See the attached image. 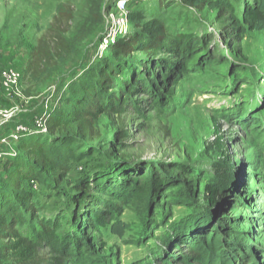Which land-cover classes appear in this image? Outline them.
Returning <instances> with one entry per match:
<instances>
[{"label": "rangeland", "instance_id": "rangeland-1", "mask_svg": "<svg viewBox=\"0 0 264 264\" xmlns=\"http://www.w3.org/2000/svg\"><path fill=\"white\" fill-rule=\"evenodd\" d=\"M115 1L0 0V71L5 67L20 71L23 93L22 99L9 101L0 87V110L9 115H0L1 134H8L18 124L31 128L36 118L61 106L69 82L106 55L107 50L101 53L98 47L111 24L109 12H116ZM230 2L241 15L244 4L254 0ZM65 4L73 9L66 34L85 28L80 34L85 37L80 41L79 55L63 66L62 73L32 80L26 72L30 52ZM128 11L143 17L138 26L129 21L128 32L133 34L157 18L172 36L184 33L203 38L202 63L175 81L171 76L165 87L169 97L161 99L158 107L149 106L150 95L138 87L132 97L142 114L131 106L121 118L100 116L92 142L96 151L72 165L59 191L42 185L33 189L35 209L24 211L18 230L30 236L45 219L55 222L53 228L59 236L79 234L80 221L73 217L71 197L75 184L85 175L93 176L121 163L132 172H141L145 165L182 167L175 172L190 182L193 190L189 194L196 199H181L182 189L176 183L151 204L132 200L120 204L117 217L127 225L123 236L113 234L110 224L98 226L91 254L83 251L82 260L74 264H131L140 260L141 264H159L157 258L165 254L169 255L167 264H176L174 256L190 259L183 244L169 249L164 244L173 235L170 224L178 221L194 225L185 241L197 237L205 259L226 264L223 254L227 253L238 262L264 264V30H247L239 36L219 21L218 12L209 5L195 7L185 0H131ZM167 56L158 54L159 58ZM129 58L138 64L147 55L136 50ZM74 70L77 72L71 74ZM109 90L118 91L116 86ZM121 119L127 135L119 139L117 124ZM116 142H123V146H115ZM14 146L3 143L0 151ZM223 164H228L231 180L226 178L216 198L209 201L206 187L218 183L217 168ZM90 234L84 231L85 237ZM212 243L215 245L209 248ZM40 254L46 264H58L55 258L61 256L46 246ZM4 264L16 262L10 258Z\"/></svg>", "mask_w": 264, "mask_h": 264}, {"label": "trees", "instance_id": "trees-1", "mask_svg": "<svg viewBox=\"0 0 264 264\" xmlns=\"http://www.w3.org/2000/svg\"><path fill=\"white\" fill-rule=\"evenodd\" d=\"M185 2L195 7L209 5L218 12L219 21L239 36H243L247 30H264V0L244 4L241 15L236 13V7L230 0ZM72 18V7L67 4L61 6L47 32L32 48L26 67L32 80L51 77L57 71L62 73L63 66L79 55L78 47L85 37L80 34L85 28H79L77 34H66ZM142 18L139 12L129 13V20L136 26ZM204 43L203 38L191 34L172 36L167 33L161 20L152 18L142 24L138 32H128L110 44L106 55L97 64L88 66L79 78L69 82L63 104L46 111L47 132L23 134L16 141L14 152L7 153L5 160L0 162L4 161L0 176V264L10 258L16 264H46V258L40 254V249L45 246L51 253L61 255L55 258L58 264L77 263L82 260L83 251L91 254L96 239L94 232L98 231V226L110 224L113 234L123 236L127 225L117 217L120 204L130 200L151 204L165 189L176 183L182 189L181 199H191L189 192L193 186L177 175L182 167L175 170L145 165L141 172H132L131 167L121 163L96 171L93 176L85 175L75 184V193L71 198L73 217L76 222L80 221L77 224L79 234L59 236L53 228L55 222L45 219L40 221L39 227L30 236L22 234L17 228V224L24 220V211L35 209L31 203L34 192L32 181L37 184V189L42 185L48 190H58L72 165L83 158H90L96 151L92 142L97 135L100 116L121 118L131 106L142 114L132 97L139 91L138 87L150 95L149 106L158 107L161 99L169 97L165 88L169 85V78L172 76L175 81L202 63L199 53ZM136 50L145 53L147 59L136 64L129 58ZM160 52L168 56L159 58ZM157 70H160V74ZM114 86L118 91L110 92L109 89ZM117 127L118 138L125 137L127 127L123 119ZM115 146L121 147L123 142H116ZM217 172L218 183L206 187L209 201L216 198L226 178L231 180L228 164L219 166ZM194 199L192 196L191 200ZM193 229L194 225L189 223L178 221L170 224L174 236L170 235L164 241L166 249L183 244L190 258L186 260L185 256H174L173 262L218 264L205 259L206 253L201 250L203 245L197 237L185 241ZM84 231L91 234L85 237ZM210 245L209 248H212L215 244ZM168 256L165 254L157 258L159 264H167ZM223 256L226 264H247L245 260L238 262L227 253ZM131 264H141V260Z\"/></svg>", "mask_w": 264, "mask_h": 264}, {"label": "built area", "instance_id": "built-area-1", "mask_svg": "<svg viewBox=\"0 0 264 264\" xmlns=\"http://www.w3.org/2000/svg\"><path fill=\"white\" fill-rule=\"evenodd\" d=\"M131 0H116L114 4V10L116 12H109L108 17L111 22L110 26L106 30V34L101 38L99 44V51L102 53L108 46L114 43L118 38L124 37L128 33L129 27V11L128 5ZM22 73L13 67H5L0 71V87L5 98L9 101H16V99H22V87H21ZM46 112L39 118L34 120V126L28 127L23 124H18L8 134L0 133V145L3 143H16L20 136L25 133L40 132L46 133ZM0 115L8 117L7 112H1ZM14 148L8 151H0V162L5 158L7 153H13ZM32 189H37V184L32 181Z\"/></svg>", "mask_w": 264, "mask_h": 264}]
</instances>
